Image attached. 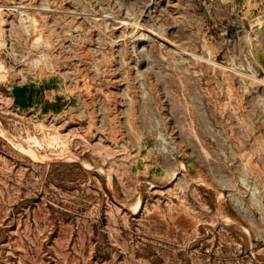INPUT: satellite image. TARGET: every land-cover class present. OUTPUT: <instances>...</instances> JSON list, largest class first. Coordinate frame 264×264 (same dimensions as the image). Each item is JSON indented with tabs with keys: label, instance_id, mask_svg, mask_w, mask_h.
<instances>
[{
	"label": "rangeland",
	"instance_id": "obj_1",
	"mask_svg": "<svg viewBox=\"0 0 264 264\" xmlns=\"http://www.w3.org/2000/svg\"><path fill=\"white\" fill-rule=\"evenodd\" d=\"M0 264H264V0H0Z\"/></svg>",
	"mask_w": 264,
	"mask_h": 264
},
{
	"label": "bare ground",
	"instance_id": "obj_2",
	"mask_svg": "<svg viewBox=\"0 0 264 264\" xmlns=\"http://www.w3.org/2000/svg\"><path fill=\"white\" fill-rule=\"evenodd\" d=\"M53 7H54V6H53ZM53 9L55 10V8H52V10H53ZM46 10H47V9H46ZM50 10H51V9H50ZM54 10H53V11H54ZM44 11H45V9H44ZM44 11H43V13L46 14L47 11H46V12H44ZM50 12H51V11H50ZM50 12H49V13H50ZM55 12H56V11H55ZM59 12H60V11H59ZM60 13H61V12H60ZM40 14H41V13H40ZM51 14H53V12H51ZM55 14H56V13H55Z\"/></svg>",
	"mask_w": 264,
	"mask_h": 264
}]
</instances>
